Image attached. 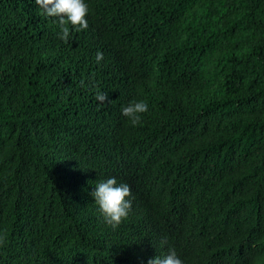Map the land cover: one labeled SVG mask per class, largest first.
I'll list each match as a JSON object with an SVG mask.
<instances>
[{"label": "trees", "instance_id": "obj_1", "mask_svg": "<svg viewBox=\"0 0 264 264\" xmlns=\"http://www.w3.org/2000/svg\"><path fill=\"white\" fill-rule=\"evenodd\" d=\"M87 3L64 42L35 0H0V264H147L169 247L264 264V0ZM139 99L133 126L121 108ZM108 177L132 193L115 228L91 196Z\"/></svg>", "mask_w": 264, "mask_h": 264}, {"label": "clouds", "instance_id": "obj_2", "mask_svg": "<svg viewBox=\"0 0 264 264\" xmlns=\"http://www.w3.org/2000/svg\"><path fill=\"white\" fill-rule=\"evenodd\" d=\"M35 3L44 16L55 18L54 23L59 26L57 35L61 41L67 42L73 31L80 32L88 28L87 0H35ZM95 60L97 63L103 60L101 51H97ZM97 99L105 101L107 94L98 93ZM148 110L149 104L146 100H132L121 108V114L130 121L131 125L138 126L142 123V115ZM131 195L130 186L125 182H118L116 177L100 180L91 193L104 222L113 228L128 217L132 208V199L129 198ZM160 220L164 227L169 221V216L163 213ZM166 244L167 237L161 241V247ZM10 246H13L12 242L9 243ZM164 252L154 254L156 256L148 259L147 264H190L172 247H169L166 253ZM211 256L212 254L203 264H220V256L216 253L213 258Z\"/></svg>", "mask_w": 264, "mask_h": 264}]
</instances>
